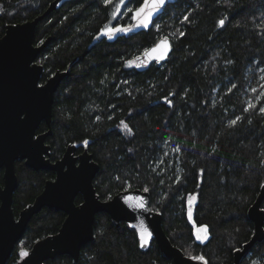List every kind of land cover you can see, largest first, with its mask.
Returning <instances> with one entry per match:
<instances>
[{
  "label": "trees",
  "instance_id": "trees-1",
  "mask_svg": "<svg viewBox=\"0 0 264 264\" xmlns=\"http://www.w3.org/2000/svg\"><path fill=\"white\" fill-rule=\"evenodd\" d=\"M51 1L0 0V37L7 24L36 17ZM142 3L124 0L117 11L120 0H69L39 21L35 44L50 37L37 59L42 80L69 67L55 92L52 156L69 144L87 148L100 165L94 185L101 199L147 188L152 209L185 254L232 263L254 233L248 209L264 183V0H170L149 26L136 28ZM112 19L113 27L130 30L102 34ZM162 36L172 41L169 58L139 65ZM16 172L18 215L55 172L23 161ZM190 195L195 224L208 227L204 242L188 217ZM65 217L49 207L35 213L6 264L56 233ZM94 228L77 261L63 254L44 264H173L155 241L140 249L136 232L114 225L104 211ZM240 264H264V239Z\"/></svg>",
  "mask_w": 264,
  "mask_h": 264
},
{
  "label": "water",
  "instance_id": "water-1",
  "mask_svg": "<svg viewBox=\"0 0 264 264\" xmlns=\"http://www.w3.org/2000/svg\"><path fill=\"white\" fill-rule=\"evenodd\" d=\"M67 1L52 0L36 17L7 24L0 37V171L5 169L4 183L0 184V264L7 263L30 219L43 207L62 210L66 217L56 233L35 241L27 255L16 264H44L46 260L63 254H69L77 261L82 246L95 237L94 224L97 213L101 211L109 214L114 225L119 226L124 222L134 230L140 249L147 250L155 241L162 254L172 259L173 264H203V261L193 259L171 241L163 227L162 215L151 207L149 191L131 188L109 199H101L94 185L100 165L87 148L75 155V145L70 144L63 157L55 162L46 157L50 146L45 138L52 132L55 92L68 74L69 67L56 70L40 84L43 65L37 59L50 37L40 44H35L34 37L39 21ZM169 1L165 0L161 8L167 6ZM165 38L167 47L162 45ZM157 45L161 46L157 48ZM153 48H157V51L152 52ZM172 48L170 37H160L142 53L139 65L165 62ZM161 54L163 58L158 59ZM42 120H46L50 129L36 135ZM19 159L34 169L54 170L56 177L47 180L34 201L23 207L16 217L13 197L18 185L16 160ZM78 194L82 195L80 203L76 202ZM140 201H143L144 207H139ZM263 201L264 183L248 209L254 223V233L241 248L234 251L233 262L224 264H240L255 243L264 239ZM143 230L150 232L151 238L141 247L140 234Z\"/></svg>",
  "mask_w": 264,
  "mask_h": 264
},
{
  "label": "snow or ice",
  "instance_id": "snow-or-ice-1",
  "mask_svg": "<svg viewBox=\"0 0 264 264\" xmlns=\"http://www.w3.org/2000/svg\"><path fill=\"white\" fill-rule=\"evenodd\" d=\"M111 0H105V4L110 3ZM124 3V0H120V4H118L116 6L117 11L119 9V7ZM165 4V0H143V3L141 4V6L136 9L135 11V15H134V19H138L139 21V26H144L147 27L148 24L151 22L152 16L155 14L156 11H158L161 7H163V5ZM129 11H132V9H129ZM117 14V12L113 13V16L115 17V15ZM185 19H187V17H185ZM221 25L224 24V20H221L219 22ZM129 28H108V26H105V31L102 34H111V33H116V32H127L129 31ZM162 45L167 47V42H166V38L164 41H162ZM161 45H157V48H159ZM157 48H153L151 51L155 52L157 51ZM147 55V53H146ZM158 59L163 58V54H161V56L157 57ZM129 63L131 64L132 61H129ZM170 103V101H169ZM261 111H264V109H261ZM123 123V122H121ZM233 124L236 123V121H232ZM125 127H127V125H124ZM85 145H87V141H84ZM145 192L148 191L147 188L144 189ZM131 199V198H130ZM195 199V197H189V204L191 205L192 201ZM139 207H144V203L143 201L139 202ZM188 216L189 219L191 220L193 217V213L191 210V207L189 208L188 211ZM193 225H194V231L196 234V239L200 240L201 242H204L205 240H207L208 238V227L206 225H200V226H196L195 225V221L193 220ZM146 230H143L140 234V239L142 241L141 243V247H144L147 243L148 240L151 238V233L147 232L146 235ZM201 233H204V235H201ZM21 255H27L26 252H22ZM193 259L199 260V261H203V264H207V261L205 260V258L201 255V256H197V257H192Z\"/></svg>",
  "mask_w": 264,
  "mask_h": 264
},
{
  "label": "flooded vegetation",
  "instance_id": "flooded-vegetation-1",
  "mask_svg": "<svg viewBox=\"0 0 264 264\" xmlns=\"http://www.w3.org/2000/svg\"><path fill=\"white\" fill-rule=\"evenodd\" d=\"M48 78V77H47ZM46 78V79H47ZM45 79V80H46ZM45 80H42V78H41V80H40V84H43L44 82H45ZM49 129H50V126L48 125V123L46 122V120H42L41 121V123L39 124V126H38V128L36 129V135H39V134H42V133H45V132H47V131H49ZM51 129H52V123H51ZM52 133V132H51ZM49 135H51V134H49ZM49 135L45 138V142H46V144H48L49 146H50V148H49V153L48 154H46V157L47 158H49L52 162H55L56 160H58V159H60V158H62L63 157V155H64V153H65V151H66V149L63 151V153L61 154V155H59L58 157H53L52 156V146H51V144L48 142V137H49ZM70 145V144H69ZM68 145V146H69ZM73 145H75V155H79L80 153H82L83 151H79L78 150V145L77 144H73ZM67 146V147H68ZM17 161H23L24 162V160H16V163H17ZM24 164H25V162H24ZM27 165V164H26ZM33 168V167H32ZM40 169H45V168H40ZM4 168H2L1 169V171H0V184H2L3 185V183H4V179H3V175H4ZM36 170H39V169H36ZM48 170H51V169H48ZM51 171H54V170H51ZM55 172V171H54ZM56 177V172H55V176L54 177H52V178H48V179H46V181L47 180H49V179H54ZM46 181H45V183H46ZM45 185V184H44ZM43 190V189H42ZM13 201H14V197H13ZM0 203H1V200H0ZM27 206V205H26ZM19 215V214H18ZM18 215H16L15 214V216L16 217H18Z\"/></svg>",
  "mask_w": 264,
  "mask_h": 264
},
{
  "label": "rangeland",
  "instance_id": "rangeland-1",
  "mask_svg": "<svg viewBox=\"0 0 264 264\" xmlns=\"http://www.w3.org/2000/svg\"><path fill=\"white\" fill-rule=\"evenodd\" d=\"M157 12V11H156ZM155 12V13H156ZM134 15H135V13H134ZM155 15V14H154ZM154 15L152 16V19H153V17H154ZM152 19H151V21H152ZM151 23V22H150ZM150 23L148 24V26L150 25ZM113 19L110 21V22H108L105 26H108V28H116V27H113ZM140 28V27H144V26H139V21H138V19H136V28ZM118 28V27H117ZM103 32L105 31V27L103 28V30H102ZM128 65L130 64V63H127ZM189 197H195V199L192 201V203H191V205L189 204V198H188V202H187V204H188V208H187V212L189 211V208L191 207V210H192V213H193V215H194V207H195V203H196V195H190ZM189 217V216H188ZM193 220H194V218L192 217V219H191V221L193 222ZM196 225V224H195ZM196 226H200V225H196ZM194 234H195V231H194ZM201 235H204V233H201ZM208 236H209V233L207 234ZM195 237H196V234H195Z\"/></svg>",
  "mask_w": 264,
  "mask_h": 264
}]
</instances>
